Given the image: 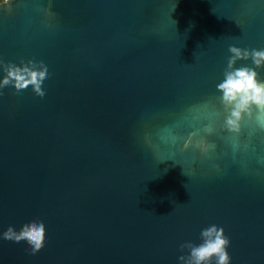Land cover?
<instances>
[{
  "label": "water",
  "instance_id": "water-1",
  "mask_svg": "<svg viewBox=\"0 0 264 264\" xmlns=\"http://www.w3.org/2000/svg\"><path fill=\"white\" fill-rule=\"evenodd\" d=\"M10 7L0 57L53 78L46 100L11 85L0 96V234L42 219L47 239L33 254L0 238V264H180V244L211 223L231 264H264V113L236 134L214 111L229 45L264 47V0ZM198 138L210 155L182 150Z\"/></svg>",
  "mask_w": 264,
  "mask_h": 264
},
{
  "label": "clouds",
  "instance_id": "clouds-1",
  "mask_svg": "<svg viewBox=\"0 0 264 264\" xmlns=\"http://www.w3.org/2000/svg\"><path fill=\"white\" fill-rule=\"evenodd\" d=\"M8 6L10 10L11 0H0V7ZM230 55L227 58L226 67L223 69V78L217 82L216 89L220 107H215L216 115H223L222 127L230 133H240L243 129L245 116H251L254 110L264 113V47H241L236 44L229 45ZM250 60L251 63H239ZM37 61L29 58L27 61L16 63L5 61L0 57V66L3 74L0 75V96L4 94L5 86L11 85L17 92L35 91L41 98H48L47 84L52 77V69L45 64L43 69L37 67ZM31 85V89H29ZM209 105V100L202 102ZM211 130L210 126H204ZM257 127L264 131V119L258 121ZM181 140L179 135L173 137V143ZM193 146L199 152L210 155L215 149V143H209L204 138L194 141H183L181 148L187 149ZM259 162L264 164V155ZM219 169V165H213ZM200 242L185 241L180 248L187 249L182 252L178 260L180 264H231L232 255L229 251L231 237L226 233L225 227L217 223H211L200 231ZM0 238L18 244L28 243L30 251L38 253L46 243L47 227L44 220H38L28 224L22 231L15 226L0 234Z\"/></svg>",
  "mask_w": 264,
  "mask_h": 264
}]
</instances>
